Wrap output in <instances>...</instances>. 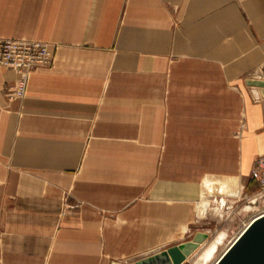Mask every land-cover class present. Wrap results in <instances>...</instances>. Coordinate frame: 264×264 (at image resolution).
Instances as JSON below:
<instances>
[{
  "label": "crops",
  "instance_id": "0c3cea01",
  "mask_svg": "<svg viewBox=\"0 0 264 264\" xmlns=\"http://www.w3.org/2000/svg\"><path fill=\"white\" fill-rule=\"evenodd\" d=\"M0 36L54 54L23 99L0 66V264L228 233L212 203L256 190L264 153V0H0Z\"/></svg>",
  "mask_w": 264,
  "mask_h": 264
},
{
  "label": "built area",
  "instance_id": "2783aa9c",
  "mask_svg": "<svg viewBox=\"0 0 264 264\" xmlns=\"http://www.w3.org/2000/svg\"><path fill=\"white\" fill-rule=\"evenodd\" d=\"M54 54L49 42L35 38L0 36V66L14 70L16 80L13 84H5L4 91L9 98L23 99L27 93L30 73L41 66L53 63ZM251 178L258 183L259 189L245 196L249 205L264 200V154L257 156L251 170ZM220 209L226 203L219 200Z\"/></svg>",
  "mask_w": 264,
  "mask_h": 264
},
{
  "label": "water",
  "instance_id": "95a60500",
  "mask_svg": "<svg viewBox=\"0 0 264 264\" xmlns=\"http://www.w3.org/2000/svg\"><path fill=\"white\" fill-rule=\"evenodd\" d=\"M264 86V79H250ZM198 232L192 239L169 246L127 264H183L207 238ZM121 264V263H113ZM215 264H264V213L255 216L234 238Z\"/></svg>",
  "mask_w": 264,
  "mask_h": 264
},
{
  "label": "rangeland",
  "instance_id": "374dc122",
  "mask_svg": "<svg viewBox=\"0 0 264 264\" xmlns=\"http://www.w3.org/2000/svg\"><path fill=\"white\" fill-rule=\"evenodd\" d=\"M258 189L259 186L256 188V190L252 191L251 193H245L243 192V190H238L236 194L233 195L234 197H227V200L225 201V208L218 209V211H214L213 220H221L223 227L230 225V230L227 234L225 233V236L223 232H220V230L216 233L214 231L212 233L204 230L196 231L193 234L192 238L198 232H206L208 236L201 243L200 247L197 248L195 252L183 264H213L216 259L221 255V253L226 249V247L234 240V238L240 233V231L245 227V225L251 220V218L264 210V200H259L256 203L249 205V200L247 199L248 195L253 194ZM219 202V200L217 202H213L212 205L217 207L219 206ZM202 214H205V212H202ZM221 234H223L224 238L218 244L213 254L208 257L204 262H199V257L206 251L209 245L214 240H216L217 237Z\"/></svg>",
  "mask_w": 264,
  "mask_h": 264
},
{
  "label": "bare ground",
  "instance_id": "6f19581e",
  "mask_svg": "<svg viewBox=\"0 0 264 264\" xmlns=\"http://www.w3.org/2000/svg\"><path fill=\"white\" fill-rule=\"evenodd\" d=\"M261 213H264V210L262 211V212H260V213H258L257 215H254L251 219H253L255 216H258V215H260ZM250 222V221H249ZM248 222V223H249ZM247 223V224H248ZM246 224V225H247ZM245 225V226H246ZM222 239H223V234H221V235H219L218 237H217V239L216 240H214L210 245H209V247L206 249V251L199 257V262H204L208 257H210L212 254H213V252L216 250V247L218 246V242H221L222 241ZM232 243V242H231ZM230 243V244H231ZM229 244V245H230ZM228 245V246H229ZM228 246L226 247V249L228 248ZM225 249V250H226ZM224 250V251H225ZM223 251V252H224ZM223 252L221 253V255L223 254ZM220 255V256H221ZM219 256V257H220ZM219 257L216 259V261L219 259ZM215 261V262H216ZM215 262L213 263V264H215Z\"/></svg>",
  "mask_w": 264,
  "mask_h": 264
}]
</instances>
